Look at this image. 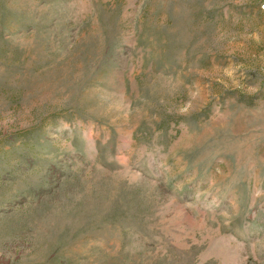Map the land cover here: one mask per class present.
<instances>
[{"label": "rangeland", "instance_id": "374dc122", "mask_svg": "<svg viewBox=\"0 0 264 264\" xmlns=\"http://www.w3.org/2000/svg\"><path fill=\"white\" fill-rule=\"evenodd\" d=\"M0 264H264V0H0Z\"/></svg>", "mask_w": 264, "mask_h": 264}]
</instances>
